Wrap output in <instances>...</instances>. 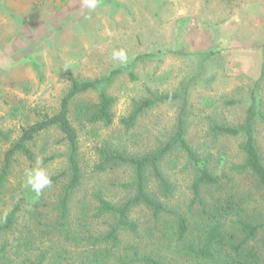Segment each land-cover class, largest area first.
<instances>
[{
    "label": "rangeland",
    "instance_id": "1",
    "mask_svg": "<svg viewBox=\"0 0 264 264\" xmlns=\"http://www.w3.org/2000/svg\"><path fill=\"white\" fill-rule=\"evenodd\" d=\"M114 49H124L127 61L114 59ZM146 52L154 57L136 63L133 70L137 79L124 73L108 87L116 99L111 124L81 123L77 118L74 108L83 100L98 101L97 91L81 94L72 102L70 114L80 134L84 180L73 195L71 222L81 239L46 233L48 214H55L59 187L47 188L40 196L24 187L25 170L38 160L51 177L68 167L63 135L51 129L31 142L35 161L18 156L13 162L0 192V221L20 202L23 210L15 229L0 235V246L8 241L16 247L19 238L31 231L36 242H82L88 229L93 233L108 231L114 218H92L93 210L86 204L99 186L114 202L129 197L131 191H122L115 184L131 182L132 170L120 167L96 174L97 148L109 143L131 154L155 148L173 132L178 101L154 106L129 130L121 119L131 112L134 99L175 91L195 76L189 96L187 138L202 157L209 159L212 172L221 177L224 186L234 177L237 189L253 194L256 216L264 221L263 192L256 189L252 178L232 171L234 164L245 159L240 148L244 137L214 138L209 134L213 122L238 125L244 121L250 90L264 72V0H99L94 10L88 9L84 0H0V170L6 151L22 129L45 114L57 112L73 79L101 77ZM203 53L213 54L200 55ZM260 97L264 115V77ZM257 143L264 161V116L257 122ZM187 162L179 152L162 162L176 185L170 201L182 205L183 210L192 199L194 176ZM150 187L157 190L154 182ZM205 194L218 195L212 190ZM39 210L43 215L39 213L42 220L37 221L32 212ZM131 219L140 223L141 231L138 236L122 232L121 242H143L146 252L159 250L158 242L162 241L158 237L164 228L173 231L171 225L176 221L166 215V224H156L142 207L132 211ZM252 243L264 249V228ZM167 264L189 263L175 256Z\"/></svg>",
    "mask_w": 264,
    "mask_h": 264
},
{
    "label": "trees",
    "instance_id": "2",
    "mask_svg": "<svg viewBox=\"0 0 264 264\" xmlns=\"http://www.w3.org/2000/svg\"><path fill=\"white\" fill-rule=\"evenodd\" d=\"M153 57L152 52L141 53L132 63L113 68L101 77L73 79L59 110L52 115L45 114L40 120L24 127L21 136L6 151L0 170V192L18 156L31 162L36 160L31 142L51 129H57L63 135L68 148V167L58 176L51 177L50 187H59V190L55 214L52 217L48 214L50 223L45 225L47 234L81 239L71 222L73 195L84 180L80 134L70 114L72 102L81 94L97 91L98 101L83 100L74 108L77 118L81 123L111 124L116 99L109 94L108 87L124 73L137 79L133 67L137 62ZM263 77L264 72L253 83L244 121L238 125L213 122L209 134L214 138L244 137L240 148L245 159L242 163L234 164L232 171L237 176L252 178L256 189L263 192L264 199V161L257 143V122L264 116L260 97ZM196 78L182 82L175 91L154 92L142 99H134L131 112L121 119L123 127L129 130L136 126L140 115L154 106L178 101L180 104L173 132L155 148L143 154H131L109 143L97 148L99 161L94 165L96 174H105L120 167L132 170L131 182L115 184L122 191H131L129 197L114 202L99 186L93 191L92 200L86 204L87 208L93 210L92 218H114L108 231L93 233L88 229L82 242H36L37 237L31 231L28 236L19 238L16 247L8 241L0 246V264L4 261L6 264H167L168 259L175 256L185 258L189 264H264L263 247L252 243L264 228V221L256 216L253 194L237 189L234 177L229 178L227 186H224L221 177L212 172L209 159L202 157L187 138L190 89ZM173 152L183 154L188 161L187 168L194 172L190 188L192 199L187 204V210L185 207L183 210L180 204L171 203L176 185L162 168L163 160ZM151 182L155 183L157 190L151 189ZM210 190L218 195L207 197L205 193ZM137 207L148 210L156 224L161 221L166 224V215L176 219L174 225L169 226L173 231L164 228V234L158 237L162 242H158L157 251L146 252L143 242H121L122 232L128 231L138 236L141 231L140 223L131 219V213ZM22 210L20 202L0 221V235H8L15 229ZM39 213L43 215L40 210L38 213L32 212L37 221L42 220ZM42 232L45 234L44 230ZM163 249L168 250V254Z\"/></svg>",
    "mask_w": 264,
    "mask_h": 264
},
{
    "label": "clouds",
    "instance_id": "3",
    "mask_svg": "<svg viewBox=\"0 0 264 264\" xmlns=\"http://www.w3.org/2000/svg\"><path fill=\"white\" fill-rule=\"evenodd\" d=\"M84 2L88 9L94 10L97 8L99 0H84ZM112 56L121 63L126 62L128 58L124 49H114ZM51 184V176L48 174L47 169L42 165L41 161L38 160L35 166L25 170L24 187L29 189L36 196H40Z\"/></svg>",
    "mask_w": 264,
    "mask_h": 264
}]
</instances>
